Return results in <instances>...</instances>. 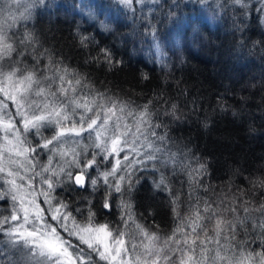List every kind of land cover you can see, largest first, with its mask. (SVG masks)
Returning <instances> with one entry per match:
<instances>
[{"label":"snow or ice","instance_id":"6c2138e0","mask_svg":"<svg viewBox=\"0 0 264 264\" xmlns=\"http://www.w3.org/2000/svg\"><path fill=\"white\" fill-rule=\"evenodd\" d=\"M23 3L19 14L11 5L0 10V202L5 206L0 239L18 254L11 264H264V201L253 208L245 198L251 191L247 186L218 200L202 197L199 192L208 191L203 183L208 165L198 158L193 165V157L165 147L168 135L156 129L167 125L154 120L153 101L133 108L94 91L86 77L44 48L28 26L32 9L44 0ZM119 3L131 9L133 0ZM103 15L98 11L89 18L101 31H111V21ZM151 34L156 41L154 26ZM88 39L81 36V44L86 46ZM101 51L110 68L120 63L109 49ZM164 115L181 118L175 103ZM101 163L108 166L101 168ZM149 167L159 173L153 186L169 197L175 221L162 246L157 234L135 219L131 199L123 198L140 182L136 173ZM181 174L186 177L181 187H188L185 214L180 212L182 192L170 179ZM246 179L264 190V176ZM65 184L103 189L99 207L104 215L119 200L121 225L113 229L101 222L91 200L72 208L57 194ZM252 211L259 217L250 216ZM129 225L139 241L133 240Z\"/></svg>","mask_w":264,"mask_h":264},{"label":"trees","instance_id":"16d2710c","mask_svg":"<svg viewBox=\"0 0 264 264\" xmlns=\"http://www.w3.org/2000/svg\"><path fill=\"white\" fill-rule=\"evenodd\" d=\"M98 11L104 13L101 19H110L111 31H101L89 18ZM32 12L28 26L44 48L86 77L94 91L133 108L153 101L154 120L167 125L156 129L167 133L165 147L193 157V165L197 158L208 165L203 180L208 191H200L202 197L218 200L247 186L251 191L245 198L253 208L264 201V190L253 188L246 179L264 176L263 1L159 0L155 4L146 0L142 4L133 0L129 9L119 0H44ZM81 36L89 38L86 46ZM105 48L120 62L115 67L104 62L101 50ZM172 103L177 105L179 120L164 115ZM89 174L96 175L92 170ZM136 175L140 182L123 198L131 199L135 219L156 233L158 244L163 245L175 227L169 197L153 186L159 173L149 167ZM170 179L174 189L182 192L180 212L185 214L188 187L181 185L186 177ZM102 191L90 186L78 190L69 184L64 199L72 208L91 200L98 219L116 229L121 225L120 201L115 200L112 212L104 215L99 207ZM129 227L130 235L136 234L134 225ZM0 248V264H11L16 252L2 239Z\"/></svg>","mask_w":264,"mask_h":264},{"label":"rangeland","instance_id":"374dc122","mask_svg":"<svg viewBox=\"0 0 264 264\" xmlns=\"http://www.w3.org/2000/svg\"><path fill=\"white\" fill-rule=\"evenodd\" d=\"M261 1H263V3H264V0H261ZM28 2H32V0H28ZM8 5H11L12 10L15 11L17 14H19V12L22 11L23 7H24L23 0H22V2L19 5H17L15 3V0H0V10L5 9ZM3 14L6 15L7 12L3 11ZM0 143H2V141H0ZM41 159L43 160V159H45V157H41ZM68 185L69 184H65L62 188H58L57 189V194L60 195L62 198H65V193L67 192ZM4 211H5V206L3 205L2 202H0V212H4ZM132 236H133V240L134 241H139L141 239V237L139 235H137V234H134ZM68 239L72 240V242L74 244L79 243L77 240H75L74 237H68ZM126 239H127V237H126ZM159 245H161V244H159ZM81 247H84V246L82 245ZM13 251H15V250L13 249ZM137 251L143 252V249L142 248H138ZM17 258H18V254L16 253V256H15V258L13 260H15ZM93 259L94 260L97 259L95 257L94 253H93ZM98 264H105V262L104 261H99Z\"/></svg>","mask_w":264,"mask_h":264},{"label":"water","instance_id":"95a60500","mask_svg":"<svg viewBox=\"0 0 264 264\" xmlns=\"http://www.w3.org/2000/svg\"><path fill=\"white\" fill-rule=\"evenodd\" d=\"M75 187H76L78 190H82V189H84V187H79V186H76V185H75Z\"/></svg>","mask_w":264,"mask_h":264}]
</instances>
